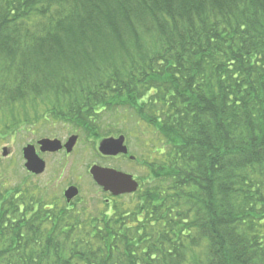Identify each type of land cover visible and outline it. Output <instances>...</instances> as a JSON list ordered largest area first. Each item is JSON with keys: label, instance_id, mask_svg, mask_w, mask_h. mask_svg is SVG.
Segmentation results:
<instances>
[{"label": "trees", "instance_id": "1", "mask_svg": "<svg viewBox=\"0 0 264 264\" xmlns=\"http://www.w3.org/2000/svg\"><path fill=\"white\" fill-rule=\"evenodd\" d=\"M119 107L158 134L135 201L4 189L0 264H264V0H0V136Z\"/></svg>", "mask_w": 264, "mask_h": 264}, {"label": "rangeland", "instance_id": "2", "mask_svg": "<svg viewBox=\"0 0 264 264\" xmlns=\"http://www.w3.org/2000/svg\"><path fill=\"white\" fill-rule=\"evenodd\" d=\"M106 117L101 116L104 118L102 125L105 128L114 133L123 130L122 132H128L127 134L130 135L120 133L125 136V144L128 149L126 156L119 155L115 158L102 156L97 151V145L103 137L95 139L93 136L74 129L72 125L60 121L54 124L40 121L35 126L28 123L18 128L11 125L13 130L10 132L2 130L0 136V191L20 186L30 187L32 190L29 194L33 195L35 199H43L48 205L55 204L61 207L65 203L64 189L68 185H73L78 189V200L75 198L70 204H67L68 207L77 208L84 204L89 212L97 210L110 212L111 207L115 204H124L125 206L128 202H134L136 195L131 192L124 193V196L113 197L106 203L107 198L111 196L93 182L88 169L91 165L96 164L131 174L139 182L141 178L144 181L150 179L152 171L147 168L146 162L150 159L144 146L148 144V141L158 142V134L151 126L138 121L131 109L119 107ZM72 134L77 136V140L69 153L64 150L51 154H42L37 151L39 157L45 162L43 173L33 175L25 170L22 148L26 144H36V141L41 138L50 139L51 137L66 141ZM117 135L116 132L108 136ZM4 147L8 149L7 156H2ZM130 155L135 158L130 160L128 158Z\"/></svg>", "mask_w": 264, "mask_h": 264}, {"label": "water", "instance_id": "3", "mask_svg": "<svg viewBox=\"0 0 264 264\" xmlns=\"http://www.w3.org/2000/svg\"><path fill=\"white\" fill-rule=\"evenodd\" d=\"M77 140L76 135H71L66 143L62 146L59 139L42 138L37 141L39 151L57 152L64 147L66 152H70ZM98 152L104 156H115L117 154H127V147L124 144V136L106 137L99 141ZM8 149H2V156H7ZM22 157L24 159V167L26 171L38 175L45 169V162L38 156L35 146L27 144L22 148ZM89 173L94 182L102 187L103 191L110 192L112 195H119L124 193H131L136 191L138 184L133 179L131 174L121 171H116L112 168L102 167L99 165H92ZM78 194V189L75 186H70L63 193L66 202H69Z\"/></svg>", "mask_w": 264, "mask_h": 264}, {"label": "flooded vegetation", "instance_id": "4", "mask_svg": "<svg viewBox=\"0 0 264 264\" xmlns=\"http://www.w3.org/2000/svg\"><path fill=\"white\" fill-rule=\"evenodd\" d=\"M54 138H56V137H51L50 139H54ZM68 139V138H67ZM60 141H61V144H62V146L66 143V141L64 140H61L60 139ZM35 147H36V150L39 152V153H41L40 151H39V145L38 144H35ZM64 150V152H65V149H64V147L61 149V150H59V151H57V152H61V151H63ZM51 153H54V152H44V153H42V154H51ZM56 153V152H55ZM120 156H126V155H122V154H119ZM119 155H116V156H113L114 158L115 157H119ZM104 157H109V156H104ZM111 157V156H110ZM128 158L130 159V160H133L132 159V157L131 156H128ZM110 168V167H109ZM132 177H133V175H132ZM69 186H72V185H68L67 187H69ZM107 194V193H106ZM110 195V194H109ZM111 196V195H110ZM124 196V195H123ZM112 196L110 197V198H107V200H106V203H108V201H111L112 200ZM73 201V200H72Z\"/></svg>", "mask_w": 264, "mask_h": 264}, {"label": "bare ground", "instance_id": "5", "mask_svg": "<svg viewBox=\"0 0 264 264\" xmlns=\"http://www.w3.org/2000/svg\"><path fill=\"white\" fill-rule=\"evenodd\" d=\"M23 166H24V164H23ZM24 168H25V167H24ZM67 188H68V187H66V188L64 189L63 193L66 191Z\"/></svg>", "mask_w": 264, "mask_h": 264}]
</instances>
